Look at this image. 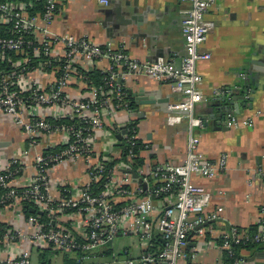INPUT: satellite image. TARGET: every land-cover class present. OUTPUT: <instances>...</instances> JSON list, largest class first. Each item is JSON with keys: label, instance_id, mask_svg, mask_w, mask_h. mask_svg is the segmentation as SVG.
Segmentation results:
<instances>
[{"label": "built area", "instance_id": "built-area-1", "mask_svg": "<svg viewBox=\"0 0 264 264\" xmlns=\"http://www.w3.org/2000/svg\"><path fill=\"white\" fill-rule=\"evenodd\" d=\"M60 1L0 0V113L34 149L0 164V264H31L32 251L38 254L43 249L61 254L77 251L79 261L88 262L95 250L121 237H135L142 250L138 259L125 251L124 264L195 261L200 248L188 252L189 234L203 239L204 224L218 220L219 213L204 215L210 195L193 178L213 179L226 164L225 155L216 162L206 160L195 135L202 122L194 116V106L204 100L197 64L210 59L199 48L214 29L205 15L216 0H181L188 8L180 20L184 55L177 67L162 57L153 62L132 59L122 49L97 45L86 36L75 39L53 33ZM101 58L109 62L102 83L88 86L79 65ZM131 74L169 83L179 101L168 107L165 124L186 122L188 127L187 153L181 163L157 166L149 173L143 167L134 171L146 183L145 191L135 187L130 174L132 147L139 142L136 127L112 124L119 112L133 115L121 83ZM76 77L84 86L81 95L72 97L65 90ZM255 116L240 120L229 113L226 123L230 128L249 127ZM63 119L70 122L54 123ZM54 134L60 138L59 149L37 150L42 138ZM98 136L103 137L99 150ZM122 139L129 147L125 161ZM140 143L141 155L149 146ZM113 160L117 163L108 169L107 162ZM76 163L85 166L84 182L70 186L52 181L58 167ZM258 175L264 181V168ZM260 210L259 230L252 233L232 226L221 233L218 247L227 264H242L236 246L264 243V202ZM203 246L208 249L211 244Z\"/></svg>", "mask_w": 264, "mask_h": 264}, {"label": "crops", "instance_id": "crops-1", "mask_svg": "<svg viewBox=\"0 0 264 264\" xmlns=\"http://www.w3.org/2000/svg\"><path fill=\"white\" fill-rule=\"evenodd\" d=\"M116 7L121 8L126 18L139 16L141 21L126 26H117L114 21L108 23L106 20L114 15ZM187 8L188 5L181 0H61L51 31L75 39L86 36L97 45L122 49L128 57L141 62H150L154 56L160 55L177 67L184 55L180 20ZM205 19L214 23V29L199 48L201 52L210 54V59L197 64L201 78L199 89L204 100L194 106V116L202 122V127L195 129V135L199 139L198 150L206 160L216 162L225 155L226 164L213 179L193 178V182L210 195L204 215L217 211L219 219L204 224L203 239H198L194 233L189 234L188 252L198 247V257L195 261L185 260L178 264H226L225 255L218 247L221 233L232 226L253 231L262 226L260 208L264 202V181L258 171L264 168V0H216ZM108 67L109 62L104 58L79 65L87 72H105ZM255 74L259 76L255 81L258 88L254 94L249 93L245 100L238 102L239 114L236 115L241 120L259 112L254 123L249 127L230 128L226 123L228 113L224 125L218 126L214 118L208 121L211 114L217 113L213 110L216 107L231 110L228 102L218 101L225 94L215 93L231 89L236 91L234 95H238L240 81L243 78L248 81ZM77 79L72 80L65 90L72 97H78L83 90L84 85ZM121 83L128 101L134 105L133 115L119 112L112 124L131 123L136 127L138 140L148 144L149 149L141 154L145 160L144 172L149 173L154 167L168 163H181L187 153V123L165 124L168 107L178 102L179 96L169 83L140 74L127 75ZM140 92L152 104L137 105L133 94ZM205 123L208 125L204 126ZM109 124L106 122V126ZM98 138L97 150L103 143V137ZM40 141L37 150H50L59 145L60 138L54 134ZM24 151L32 153L34 149L28 147L24 134L9 117L0 113V164ZM51 179L77 186L86 180L85 166L82 163L65 164L51 174ZM147 185L151 186L150 183ZM67 222L65 219L61 225L66 226ZM113 242L95 250L94 258L82 263L124 264L121 254L126 255L127 250L114 252ZM204 242L211 247L205 249ZM133 251L135 256L127 251L128 255L133 259L140 258L142 250L138 244ZM255 251L264 255V243L241 250V263H264L260 259L248 261ZM63 255L59 252L53 254L51 264H62ZM31 264H39L38 254L34 251Z\"/></svg>", "mask_w": 264, "mask_h": 264}, {"label": "water", "instance_id": "water-1", "mask_svg": "<svg viewBox=\"0 0 264 264\" xmlns=\"http://www.w3.org/2000/svg\"><path fill=\"white\" fill-rule=\"evenodd\" d=\"M114 15H112L110 17V19L106 20L108 23L114 21L115 25L117 26H126V25H131L132 22H140L141 18L139 16H129L128 18H126L125 14H123L121 12V8L120 7H116L114 8ZM104 26V25H103ZM162 57L160 55L158 56H154V58L150 61L153 62L155 61L157 58ZM257 72H259L257 70ZM259 76L258 75H253L252 78H250L247 82L244 80L245 78H243L240 81V84H238L237 88L239 89V91L237 92L238 95H234V93H236V91L234 92L231 89H228L229 92L226 93L225 95H223L222 97L218 98L219 102L225 103L228 102V104L230 105V109L231 110H235V112H231V110H229L228 108H223V107H216L213 110H216L217 113L215 114H211L210 117H208V121L212 120L214 118L215 123L218 126L224 125L225 124V115L228 113H233L235 115L239 114L238 111V107L239 101H243L245 100L246 97H248L249 93L250 94H254L255 91L258 88V84L255 83L256 79L258 80ZM253 86V89H250V87ZM134 97V101L136 102L137 105H149L152 104V102H149L148 99L145 98V96L142 94V92L138 93V94H133ZM251 100V98H249V101ZM250 107V104H249ZM223 123V124H222ZM208 124L205 123L204 126H207ZM121 134H124V132L122 131ZM121 134L119 136H117L118 139H121ZM131 174V178H132V182L133 183H138L141 185L142 189L145 191L146 190V183L142 181V179L139 177V175L137 173H135L134 171L130 172ZM31 212H33V210H31ZM260 259V260H264V255L262 253H260V251H255L254 254H252V256L249 258V262H254L255 260ZM254 264H264V263H254Z\"/></svg>", "mask_w": 264, "mask_h": 264}, {"label": "trees", "instance_id": "trees-1", "mask_svg": "<svg viewBox=\"0 0 264 264\" xmlns=\"http://www.w3.org/2000/svg\"><path fill=\"white\" fill-rule=\"evenodd\" d=\"M1 66L3 67L4 64H2ZM81 73H82L84 80L88 86L100 85L102 83L103 77L105 76L104 72H101L99 70H93L90 72L82 70ZM128 102H129L128 105H129L130 110H133L134 105L130 101H128ZM58 122L67 123L70 121L68 119H63L61 121H57L54 123H58ZM120 146L122 147V151H123V156L121 157V160L125 161L126 160L125 156L127 154L126 152L128 151L129 147L127 146L124 139L121 140ZM141 146L142 145H141L140 141L139 142L137 141L136 144L132 147L133 154H135V156L132 158L131 167H132V170L135 172H137V170L139 168L143 167L144 161H145L144 158L139 154V150L141 149ZM57 149H59V146H57L55 148V150H57ZM116 163H117V160H113L111 162H107L106 166L108 169H111ZM27 213L29 214L31 212L28 210ZM250 231L252 233L255 232L253 230H250ZM158 244H160L159 241H158ZM254 246H257V245L245 244V245H241V246H236L235 251H236L237 257L239 258V252L241 250H243V249L248 250V249L253 248ZM53 254H58V252H53L51 249H46V250L40 251L38 253L39 264H51V258H52ZM80 257H81V253H79L77 251L69 252V253L63 255L62 264H83L82 262L79 261ZM224 261L226 264L228 263V258L226 256H224Z\"/></svg>", "mask_w": 264, "mask_h": 264}, {"label": "rangeland", "instance_id": "rangeland-1", "mask_svg": "<svg viewBox=\"0 0 264 264\" xmlns=\"http://www.w3.org/2000/svg\"><path fill=\"white\" fill-rule=\"evenodd\" d=\"M114 243V252L115 251H119L121 249H125L127 251L130 252V254L132 256H135L133 249L136 247L137 245V239L135 237H125V238H118ZM107 247H111L107 246ZM122 252V251H121ZM121 258L122 260H125L127 258V255H125L124 253L121 254Z\"/></svg>", "mask_w": 264, "mask_h": 264}]
</instances>
